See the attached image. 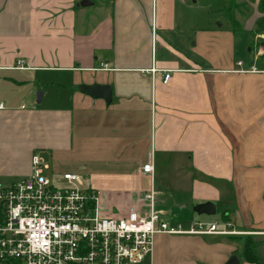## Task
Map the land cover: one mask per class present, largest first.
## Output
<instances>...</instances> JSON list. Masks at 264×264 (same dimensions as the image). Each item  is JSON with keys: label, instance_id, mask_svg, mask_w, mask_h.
<instances>
[{"label": "crops", "instance_id": "1", "mask_svg": "<svg viewBox=\"0 0 264 264\" xmlns=\"http://www.w3.org/2000/svg\"><path fill=\"white\" fill-rule=\"evenodd\" d=\"M81 1L0 0V178L29 175L40 154L56 173L90 176L101 210L118 216L156 189L166 159L198 174L192 206L222 202L230 229L263 231L245 216L264 205L263 53L235 59V37L182 27L185 0ZM91 84H109L111 103L78 90ZM150 156L153 180L142 171ZM156 208L167 218L158 198ZM173 236L157 234L145 259L226 264L243 235Z\"/></svg>", "mask_w": 264, "mask_h": 264}, {"label": "built area", "instance_id": "2", "mask_svg": "<svg viewBox=\"0 0 264 264\" xmlns=\"http://www.w3.org/2000/svg\"><path fill=\"white\" fill-rule=\"evenodd\" d=\"M15 66L26 68V62L20 59ZM171 72L162 70L165 84ZM142 171L153 180L151 156ZM157 195L152 183L140 206L107 215L97 193L82 188L80 174L56 173L35 154L29 175L6 185L0 182V264H140L153 254L157 234L264 236V231L239 232L229 225L219 229L216 222H197L183 230L157 210Z\"/></svg>", "mask_w": 264, "mask_h": 264}, {"label": "rangeland", "instance_id": "3", "mask_svg": "<svg viewBox=\"0 0 264 264\" xmlns=\"http://www.w3.org/2000/svg\"><path fill=\"white\" fill-rule=\"evenodd\" d=\"M89 1L94 3V5L87 6L88 9H92L95 8L93 6L97 7L100 5V0ZM235 1L236 3L233 5L230 0H185V4H183L182 8L180 9L182 21L181 24L182 27L193 28L197 31L200 30L199 34L201 37L202 35H205V33L201 32H209L213 30L215 32V35H212L211 38L213 42H216V40L220 39L222 36H228L231 40H234L235 37V59L242 58L243 61L250 63L253 62V55H257L260 50L264 52V46L262 45H260L261 48L255 50L256 54L252 55L254 52L249 50L251 47L250 31L254 29L255 21L259 18H262L263 14L260 13L258 9L259 0ZM231 5H233V7ZM233 19L237 20L241 25L238 27L234 25ZM245 26L246 28H249L250 31L246 30V28H244ZM207 36L209 37V34ZM261 38L264 40V36H256L253 38L252 41L255 43L254 47L257 46ZM256 64L258 66L264 67V57L258 58ZM43 154L48 157L49 153L43 152ZM164 161H166V159H161V167L163 170H161L159 178L157 179L156 190L158 191V209L168 214V219L163 216L165 219L171 223H174V226H180L183 230H189L193 228L195 224L200 221H205L206 223L216 222L219 229H223L225 226L234 223L236 220L235 215H230L231 217L229 216L230 218L227 220L224 219L223 209L225 206L222 202L218 203L217 212L214 215L208 216L196 214L193 211L195 206H192L194 199L191 190V178L193 176H197L198 174H187L183 172L174 173L173 167L171 164H169L170 160L167 164H165ZM166 168H169L170 173L165 172ZM84 174H80L82 177V188L87 189L91 183V177L84 176ZM13 181L14 179L12 180L11 177H8V179L0 178V182L5 185ZM177 181L183 183L182 188L176 187L175 184ZM179 182L177 183L179 184ZM245 216L253 217L255 219V223L259 225V229L264 231V205L262 206L261 212L257 213L251 211V214L246 213ZM245 235L235 238L234 245L236 246V251L234 252V256L243 261V247L244 243H246L247 248L251 249L252 247L250 252L252 254H257L260 264H264V236ZM156 255H158V252H156ZM150 262L151 257H148L143 261L142 264H150Z\"/></svg>", "mask_w": 264, "mask_h": 264}, {"label": "water", "instance_id": "4", "mask_svg": "<svg viewBox=\"0 0 264 264\" xmlns=\"http://www.w3.org/2000/svg\"><path fill=\"white\" fill-rule=\"evenodd\" d=\"M92 3L89 0H83L80 5L88 6ZM78 90L84 94H87L93 98H100L105 100L106 104H110L112 101V87L109 84H91L82 85L78 87ZM41 93H38V101ZM193 211L198 215H214L217 211V205L215 201H207L197 204ZM240 261L236 256H231L226 264H239Z\"/></svg>", "mask_w": 264, "mask_h": 264}, {"label": "trees", "instance_id": "5", "mask_svg": "<svg viewBox=\"0 0 264 264\" xmlns=\"http://www.w3.org/2000/svg\"><path fill=\"white\" fill-rule=\"evenodd\" d=\"M230 1H231V3H233V5L236 3L235 0H230ZM233 5H231V6L233 7ZM232 7H231V9H232ZM258 9H259L260 13L263 14V17L259 18L258 20L255 21V27L252 31H250V44H251L250 51L254 52L252 54H256L255 50H258L259 48H261L260 45L264 46L263 38H261L259 40V43L257 42L258 44L256 47H254L255 43H254V41H252L253 38H255L256 36H264V0H259ZM233 21H234V25H236L237 27L241 25V24H239V22L237 20L233 19ZM260 57H264V52ZM245 236H251V235H245ZM251 249H252V247H251ZM251 249L247 248V244L244 243V247H243L244 260L246 262H249V263L260 264V261L257 257V254H252L250 252Z\"/></svg>", "mask_w": 264, "mask_h": 264}]
</instances>
